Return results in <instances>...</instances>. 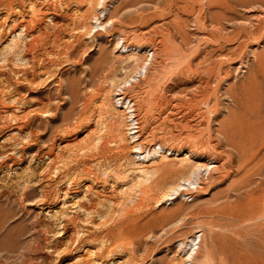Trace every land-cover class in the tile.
I'll list each match as a JSON object with an SVG mask.
<instances>
[{"label": "rangeland", "instance_id": "374dc122", "mask_svg": "<svg viewBox=\"0 0 264 264\" xmlns=\"http://www.w3.org/2000/svg\"><path fill=\"white\" fill-rule=\"evenodd\" d=\"M243 1L0 0V264H264Z\"/></svg>", "mask_w": 264, "mask_h": 264}, {"label": "bare ground", "instance_id": "6f19581e", "mask_svg": "<svg viewBox=\"0 0 264 264\" xmlns=\"http://www.w3.org/2000/svg\"><path fill=\"white\" fill-rule=\"evenodd\" d=\"M240 1V0H239ZM245 1V0H244ZM243 1V2H244ZM260 1H263V3H264V0H251V2H250V4H248L247 3V6L246 5H243V7L244 6H246L247 8L248 7H255L258 3H261ZM150 2V1H149ZM210 2V1H209ZM208 2V3H209ZM213 2V1H212ZM233 2H234V0H233ZM147 3V2H146ZM176 4V3H175ZM244 4V3H243ZM251 5V6H250ZM260 5V4H259ZM264 5V4H263ZM222 12L223 11H226V12H228V11H232V9L234 8V5H232L231 4V0H218V2H217V5H216ZM239 6H241V5H239ZM163 7V6H162ZM245 7V8H246ZM262 7V6H261ZM174 9V8H173ZM241 9V8H240ZM249 10V9H248ZM219 12V11H218ZM230 15V14H229ZM204 17V16H203ZM226 17V16H225ZM264 17V16H263ZM262 17V18H263ZM218 18V17H217ZM226 19V18H225ZM192 20V19H191ZM220 20V19H219ZM224 20V19H223ZM228 20V19H227ZM263 21V19H261V21H259L258 22V26H257V28H260V25H261V23H263L262 22ZM183 22H185V20L183 21ZM202 24V23H201ZM15 26V25H14ZM185 27H187V26H185ZM182 28V27H181ZM216 29V28H215ZM177 30V29H176ZM182 30V29H181ZM220 30V29H219ZM222 30V29H221ZM218 31V30H217ZM168 32V31H167ZM187 33V32H186ZM183 34V33H182ZM259 34V33H258ZM158 35V34H157ZM182 36V35H181ZM183 36H185V35H183ZM163 37V36H162ZM191 37V36H190ZM185 38V37H184ZM181 39V38H180ZM189 39V38H188ZM187 39V40H188ZM124 40V39H123ZM183 43H184V45H186L187 44V41H186V39H183ZM146 44V43H145ZM188 44H189V41H188ZM203 44V43H202ZM180 45V44H179ZM123 46H124V48H127V49H129V48H131L132 46H130L128 43H126L125 41L123 42ZM187 47V46H186ZM183 48V47H182ZM143 50H144V48H143ZM189 52V51H188ZM183 54V53H182ZM162 56V55H161ZM181 56V55H180ZM263 59V58H262ZM262 61V60H261ZM172 63V62H171ZM188 65H190V64H188ZM159 66V65H158ZM259 66V65H258ZM188 67V66H187ZM238 68V67H237ZM198 70V69H197ZM198 74V73H197ZM201 79V78H200ZM190 80H191V78H190ZM148 81V80H147ZM217 82V81H216ZM163 91V90H162ZM124 95V94H123ZM124 97V96H123ZM159 97V96H158ZM122 98V97H121ZM123 99V98H122ZM133 106H135V104L133 103ZM134 108V107H133ZM132 108V109H133ZM135 112V110H132V112ZM161 111V110H160ZM171 111V110H170ZM189 112V111H188ZM133 114H135V113H133ZM136 115V114H135ZM135 115H133V116H135ZM185 118V117H184ZM135 119H137V118H135ZM188 122V121H187ZM162 123V122H161ZM166 123V122H165ZM158 124V123H157ZM138 125H139V123H138ZM137 128V127H136ZM138 128H140L139 126H138ZM218 128V127H217ZM169 133V132H168ZM130 134V133H129ZM256 134H257V132H256ZM255 134V135H256ZM253 135H254V133H253ZM159 137V136H158ZM256 137V136H255ZM162 138V137H161ZM252 138H254V137H252ZM251 138V139H252ZM262 139V138H261ZM260 139V140H261ZM259 140V139H258ZM259 140V141H260ZM258 141V143H260ZM249 142V141H248ZM247 144V143H246ZM243 145V144H242ZM255 146H257V145H255ZM242 147V146H241ZM247 147V146H246ZM254 147V146H253ZM234 148H235V151L237 152V155H238V163H240V161H243V160H241V159H243V157L246 155V151L245 150H243V149H241L240 147H236L235 145H234ZM243 148V147H242ZM261 148V147H260ZM255 150V149H254ZM250 151V150H249ZM256 151V150H255ZM254 151V152H255ZM257 151H259V150H257ZM256 151V152H257ZM263 151V150H262ZM255 152V153H256ZM260 155V154H259ZM233 157V156H232ZM235 157V156H234ZM246 158V157H245ZM263 159V158H262ZM259 160V159H258ZM231 164V163H230ZM225 164L224 163H220L218 166V170H221L222 168H223V166H224ZM237 165V164H236ZM242 165V164H241ZM262 165V164H261ZM229 168V167H228ZM256 168V167H255ZM209 169V168H208ZM89 170V169H88ZM259 171V170H258ZM247 172H248V170H247Z\"/></svg>", "mask_w": 264, "mask_h": 264}]
</instances>
